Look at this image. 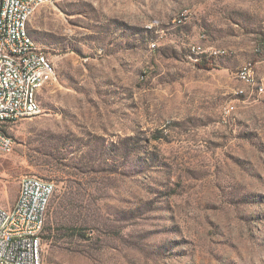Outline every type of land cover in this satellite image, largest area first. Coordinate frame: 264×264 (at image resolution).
I'll use <instances>...</instances> for the list:
<instances>
[{"label":"rangeland","instance_id":"rangeland-1","mask_svg":"<svg viewBox=\"0 0 264 264\" xmlns=\"http://www.w3.org/2000/svg\"><path fill=\"white\" fill-rule=\"evenodd\" d=\"M29 30L55 76L0 206L54 182L82 235L44 232L43 264H264V0H44Z\"/></svg>","mask_w":264,"mask_h":264},{"label":"built area","instance_id":"built-area-1","mask_svg":"<svg viewBox=\"0 0 264 264\" xmlns=\"http://www.w3.org/2000/svg\"><path fill=\"white\" fill-rule=\"evenodd\" d=\"M44 0H0V52L11 53V60L0 61L8 72L10 80L9 104L0 105V152L10 153L14 148V139L5 131L15 122L40 114L34 107H27L22 103L24 83H21V70L30 69L28 82H37L43 86L53 80L55 69L53 63L44 52L33 50L32 44L19 41L11 31L13 16L28 19V12H20V5L43 3ZM205 53L226 52L210 47H193ZM8 63H16L19 88L11 87ZM51 66V77H38L37 67ZM251 67L240 70L238 76L250 77ZM264 92V85L261 93ZM56 192L54 182L36 177L25 176L21 179L16 203L11 208L0 206V264H43L42 246L43 230L49 211L51 200Z\"/></svg>","mask_w":264,"mask_h":264},{"label":"bare ground","instance_id":"bare-ground-1","mask_svg":"<svg viewBox=\"0 0 264 264\" xmlns=\"http://www.w3.org/2000/svg\"><path fill=\"white\" fill-rule=\"evenodd\" d=\"M40 3H35L32 5V12L30 10V3H23L20 5V12H28V19H23L21 16H13L11 19V31L14 32V37L19 41H28L33 46V50L41 52L38 46L33 41L29 31L28 23L33 16V14L38 9ZM197 54H203L200 50L196 51ZM11 60V53L0 52V61ZM9 76L11 78V87L19 88V79L17 78V68L16 63H8ZM246 70V69H245ZM38 77H51L52 67L43 66L37 67ZM30 77V69L21 70V83H24V93L22 95V103L27 105V107H34V101L37 99L40 89L44 86H37V82H28ZM241 80L248 84H254L253 71L251 68L250 77L239 76ZM262 87H258L259 92H261ZM9 88L10 80H8V72L4 69V64H0V105L9 104ZM36 109L40 112L38 101L36 100Z\"/></svg>","mask_w":264,"mask_h":264},{"label":"trees","instance_id":"trees-1","mask_svg":"<svg viewBox=\"0 0 264 264\" xmlns=\"http://www.w3.org/2000/svg\"><path fill=\"white\" fill-rule=\"evenodd\" d=\"M70 196L71 193L67 191L64 194L55 197L53 201V208H51V210L49 209V222L47 223V225L45 222L43 230V234L44 232L46 233L45 238L50 240L56 237L59 233L72 238L82 236L79 233H75L74 225H72L73 223L71 222L74 207L72 203V198ZM58 220H62L63 223L58 229H55L54 225L58 223Z\"/></svg>","mask_w":264,"mask_h":264},{"label":"crops","instance_id":"crops-1","mask_svg":"<svg viewBox=\"0 0 264 264\" xmlns=\"http://www.w3.org/2000/svg\"><path fill=\"white\" fill-rule=\"evenodd\" d=\"M31 20V19H30ZM30 22V21H29ZM28 31H29V33H30V30H29V23H28ZM31 35V34H30ZM32 37V36H31ZM34 38V36L32 37V39ZM35 39V38H34ZM33 39V41L35 42V44L38 46V48L41 50H44L45 49V47H46V45L43 43V42H39V41H37L36 39V41ZM41 50V51H42ZM43 52V51H42Z\"/></svg>","mask_w":264,"mask_h":264}]
</instances>
